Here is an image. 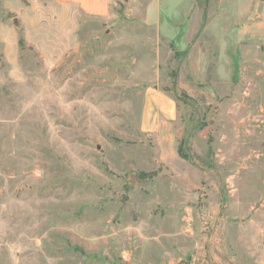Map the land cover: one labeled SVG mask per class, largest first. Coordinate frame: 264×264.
<instances>
[{
    "label": "rangeland",
    "instance_id": "rangeland-1",
    "mask_svg": "<svg viewBox=\"0 0 264 264\" xmlns=\"http://www.w3.org/2000/svg\"><path fill=\"white\" fill-rule=\"evenodd\" d=\"M151 1L52 67L1 6L0 264H264V0Z\"/></svg>",
    "mask_w": 264,
    "mask_h": 264
},
{
    "label": "crops",
    "instance_id": "crops-1",
    "mask_svg": "<svg viewBox=\"0 0 264 264\" xmlns=\"http://www.w3.org/2000/svg\"><path fill=\"white\" fill-rule=\"evenodd\" d=\"M130 0H0V8L6 13L15 14L26 24L30 37L44 57L46 66L56 65L67 53L78 46V30L81 18L108 20L112 7L118 2ZM174 0H152L148 4V18L155 24L160 23L162 10L172 6L169 13H175L178 5ZM172 15V14H171ZM173 16V15H172ZM166 21L171 17L165 16ZM171 108L173 102L162 93H148L146 107L161 106ZM172 105V106H171ZM170 115V111H165Z\"/></svg>",
    "mask_w": 264,
    "mask_h": 264
},
{
    "label": "trees",
    "instance_id": "trees-1",
    "mask_svg": "<svg viewBox=\"0 0 264 264\" xmlns=\"http://www.w3.org/2000/svg\"><path fill=\"white\" fill-rule=\"evenodd\" d=\"M19 43H20V45H24V40L23 39H20V41H19Z\"/></svg>",
    "mask_w": 264,
    "mask_h": 264
}]
</instances>
